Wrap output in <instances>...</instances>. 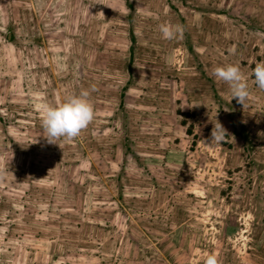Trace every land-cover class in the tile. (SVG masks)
Instances as JSON below:
<instances>
[{
    "label": "rangeland",
    "instance_id": "obj_1",
    "mask_svg": "<svg viewBox=\"0 0 264 264\" xmlns=\"http://www.w3.org/2000/svg\"><path fill=\"white\" fill-rule=\"evenodd\" d=\"M258 62L264 0H0V264H264ZM82 91L93 121L49 143L39 105Z\"/></svg>",
    "mask_w": 264,
    "mask_h": 264
},
{
    "label": "clouds",
    "instance_id": "obj_2",
    "mask_svg": "<svg viewBox=\"0 0 264 264\" xmlns=\"http://www.w3.org/2000/svg\"><path fill=\"white\" fill-rule=\"evenodd\" d=\"M159 30L163 38L167 40L178 39L183 35V26L180 24L162 23ZM214 76L225 82L231 91V100L243 104L249 97V86L246 77L240 67L235 64L218 65L213 70ZM254 82L259 89L264 90V62L256 63L252 70ZM89 92L82 91L79 94L67 96L59 104L44 102L39 105L41 113L42 128L49 143H56L61 137L75 138L94 119V106L88 99ZM226 130L218 122L211 132V141L215 143L223 142ZM36 142V141H35ZM205 264H220L217 255L207 256Z\"/></svg>",
    "mask_w": 264,
    "mask_h": 264
}]
</instances>
